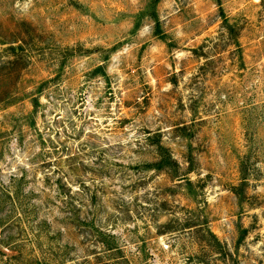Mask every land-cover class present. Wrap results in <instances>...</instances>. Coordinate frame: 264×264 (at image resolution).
<instances>
[{"label": "rangeland", "instance_id": "374dc122", "mask_svg": "<svg viewBox=\"0 0 264 264\" xmlns=\"http://www.w3.org/2000/svg\"><path fill=\"white\" fill-rule=\"evenodd\" d=\"M0 264H264V0H0Z\"/></svg>", "mask_w": 264, "mask_h": 264}, {"label": "trees", "instance_id": "16d2710c", "mask_svg": "<svg viewBox=\"0 0 264 264\" xmlns=\"http://www.w3.org/2000/svg\"><path fill=\"white\" fill-rule=\"evenodd\" d=\"M161 161H162V160H161ZM162 162H163V161H162ZM244 168H245V167H242V170H244ZM245 170H246V169H245ZM242 176H243V177H242V180H241V181H242V182H246V179H247V178L244 177V176H245L244 174H242ZM188 182H189V181H188ZM209 234H210L211 236H213L212 233H211L210 231H209Z\"/></svg>", "mask_w": 264, "mask_h": 264}]
</instances>
